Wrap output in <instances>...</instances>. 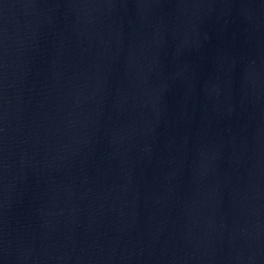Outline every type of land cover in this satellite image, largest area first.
Returning a JSON list of instances; mask_svg holds the SVG:
<instances>
[{
	"label": "water",
	"instance_id": "obj_1",
	"mask_svg": "<svg viewBox=\"0 0 264 264\" xmlns=\"http://www.w3.org/2000/svg\"><path fill=\"white\" fill-rule=\"evenodd\" d=\"M0 264H264V0H0Z\"/></svg>",
	"mask_w": 264,
	"mask_h": 264
}]
</instances>
